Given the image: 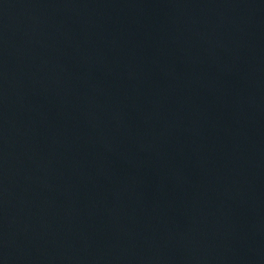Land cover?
<instances>
[{
	"label": "water",
	"instance_id": "95a60500",
	"mask_svg": "<svg viewBox=\"0 0 264 264\" xmlns=\"http://www.w3.org/2000/svg\"><path fill=\"white\" fill-rule=\"evenodd\" d=\"M0 264H264V0H0Z\"/></svg>",
	"mask_w": 264,
	"mask_h": 264
}]
</instances>
